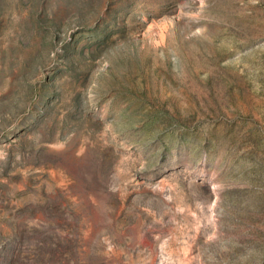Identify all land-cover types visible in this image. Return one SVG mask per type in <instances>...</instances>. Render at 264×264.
<instances>
[{
	"label": "rangeland",
	"instance_id": "obj_1",
	"mask_svg": "<svg viewBox=\"0 0 264 264\" xmlns=\"http://www.w3.org/2000/svg\"><path fill=\"white\" fill-rule=\"evenodd\" d=\"M0 264H264V0H0Z\"/></svg>",
	"mask_w": 264,
	"mask_h": 264
}]
</instances>
